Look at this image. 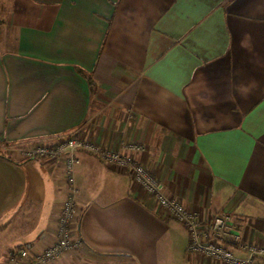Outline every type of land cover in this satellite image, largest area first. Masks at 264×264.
<instances>
[{
	"label": "crops",
	"instance_id": "1",
	"mask_svg": "<svg viewBox=\"0 0 264 264\" xmlns=\"http://www.w3.org/2000/svg\"><path fill=\"white\" fill-rule=\"evenodd\" d=\"M74 132L264 247V0H0V264L55 239L66 197L59 160L12 146ZM77 158L80 245L53 264H225L187 252L186 229L124 168Z\"/></svg>",
	"mask_w": 264,
	"mask_h": 264
},
{
	"label": "built area",
	"instance_id": "2",
	"mask_svg": "<svg viewBox=\"0 0 264 264\" xmlns=\"http://www.w3.org/2000/svg\"><path fill=\"white\" fill-rule=\"evenodd\" d=\"M126 148L137 149L139 146L130 144ZM11 149L25 160L42 158L59 160L65 174L66 197L55 218V239L45 244L40 252H35L30 244L23 245L8 255V264H53L80 245L70 239L77 211L78 190L75 184V168L79 163L78 151L88 152L106 165L124 168L134 181L156 200L161 210L186 229L187 252L199 253L225 264H255V259H264V247L241 243L239 235L231 228L230 216L222 213L208 221H202L196 214L187 211L176 198L167 196L158 180L142 165L117 152L100 148L97 144L82 139L75 132L55 138L50 144L12 146ZM229 247L245 249L247 257L245 259L236 257Z\"/></svg>",
	"mask_w": 264,
	"mask_h": 264
},
{
	"label": "rangeland",
	"instance_id": "3",
	"mask_svg": "<svg viewBox=\"0 0 264 264\" xmlns=\"http://www.w3.org/2000/svg\"><path fill=\"white\" fill-rule=\"evenodd\" d=\"M6 152H13V151H11L10 150V148H9V146L8 145H6ZM14 153V152H13ZM5 243V241L4 242H0V246H1V244H4ZM5 251H3L1 248H0V259L2 258V255H3V253H4Z\"/></svg>",
	"mask_w": 264,
	"mask_h": 264
}]
</instances>
